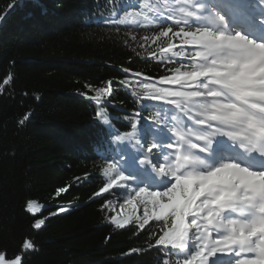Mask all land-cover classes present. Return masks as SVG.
I'll use <instances>...</instances> for the list:
<instances>
[{"label":"trees","instance_id":"trees-1","mask_svg":"<svg viewBox=\"0 0 264 264\" xmlns=\"http://www.w3.org/2000/svg\"><path fill=\"white\" fill-rule=\"evenodd\" d=\"M179 1L0 0V252L8 258L182 264L154 243L163 222L149 213L140 227L152 204L134 195L141 184L132 175L121 176L124 159L142 154L119 140L137 126L158 127L164 115L140 81L171 74L180 61L153 57L168 40L153 42L161 25L143 13L146 3ZM135 196L138 209L120 225L115 208ZM29 200L41 210L27 212Z\"/></svg>","mask_w":264,"mask_h":264},{"label":"snow or ice","instance_id":"snow-or-ice-1","mask_svg":"<svg viewBox=\"0 0 264 264\" xmlns=\"http://www.w3.org/2000/svg\"><path fill=\"white\" fill-rule=\"evenodd\" d=\"M233 2L183 0L156 17L161 30L152 40L165 37L168 43L159 47V56L152 55L168 63L179 58L180 67L159 79L140 81L144 99L164 112L158 124L168 132L171 154L161 159L163 142L147 147L136 163L155 169L158 178L137 185L134 195L145 194L143 202L151 203L152 215L163 222L155 245L170 246L173 256L183 257L182 264H221L218 253L234 254L229 264H264V166L253 167L255 161L264 162V35L246 31L218 6ZM145 10L158 12L147 3ZM258 22L264 25V18ZM176 38L178 44L172 42ZM98 121L104 125L103 114ZM222 144L233 155L218 151ZM25 210L35 213L38 205L29 200ZM148 218L145 211L140 227ZM44 223L36 220L34 228ZM0 264H22V258L0 252Z\"/></svg>","mask_w":264,"mask_h":264},{"label":"rangeland","instance_id":"rangeland-1","mask_svg":"<svg viewBox=\"0 0 264 264\" xmlns=\"http://www.w3.org/2000/svg\"><path fill=\"white\" fill-rule=\"evenodd\" d=\"M182 1L180 2H168L160 7H158V12L153 13L150 11H144L143 13V18L144 16H148V20H144L143 22L148 23V24H153V23H158L159 20L156 19V17H158L160 14L162 13H167L168 11H170L171 9L175 8L179 3H182ZM177 18H178V13H177ZM188 120H184L182 123L187 124ZM173 125L169 124V127H172ZM148 135H151V137H153V139L150 141H148L147 137ZM167 138H168V132L165 131L162 127H159L157 130H151V131H140L139 128H135L132 132H130L129 134H126L124 136V141H126L129 145L133 146V147H137L138 151L142 152L143 154H145L147 152V147L150 146L152 143H164L166 146L167 143ZM165 148L159 149V151L163 152L165 151ZM155 151V150H154ZM171 154V153H169ZM170 157H168L167 155H163L161 157L162 160H168ZM134 165L129 159L126 160L124 162L123 168L125 173L129 170L131 173H133V168ZM166 170L167 169V165H164ZM155 171V169H153ZM154 175V174H153ZM157 177V176H156ZM139 182H145L144 180H139ZM163 202H167V199L165 198V200ZM126 209L128 212H130L131 210H133V203H130V205H125ZM42 208V205H38V210L36 212H39ZM156 211H159V206L157 205L155 208ZM146 211L148 213L153 212V205L151 208L146 209ZM35 212V213H36ZM123 213L125 214V209L121 208L118 211V215L122 216ZM120 225H124L126 223V221L120 220L119 221ZM230 255H234V254H220L218 253L217 256H223V259L221 260V264H229V256ZM211 259H215V258H211Z\"/></svg>","mask_w":264,"mask_h":264},{"label":"bare ground","instance_id":"bare-ground-1","mask_svg":"<svg viewBox=\"0 0 264 264\" xmlns=\"http://www.w3.org/2000/svg\"><path fill=\"white\" fill-rule=\"evenodd\" d=\"M243 24H245V23H243ZM224 155V154H223ZM261 166H264V164L262 163V162H260V161H255V162H253V167H261ZM122 208H124V207H122ZM121 209V208H120ZM119 209V210H120ZM125 209V208H124ZM118 210V211H119ZM125 212H126V209H125ZM123 215H124V213H123ZM122 215V216H123ZM248 257H253L255 254H253V253H248V254H246Z\"/></svg>","mask_w":264,"mask_h":264},{"label":"water","instance_id":"water-1","mask_svg":"<svg viewBox=\"0 0 264 264\" xmlns=\"http://www.w3.org/2000/svg\"><path fill=\"white\" fill-rule=\"evenodd\" d=\"M4 19V18H3Z\"/></svg>","mask_w":264,"mask_h":264}]
</instances>
